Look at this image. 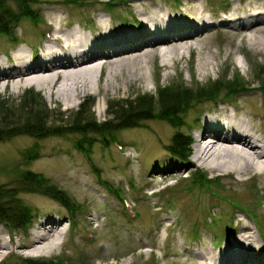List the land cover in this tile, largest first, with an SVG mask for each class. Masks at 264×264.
Returning a JSON list of instances; mask_svg holds the SVG:
<instances>
[{
	"label": "rangeland",
	"instance_id": "374dc122",
	"mask_svg": "<svg viewBox=\"0 0 264 264\" xmlns=\"http://www.w3.org/2000/svg\"><path fill=\"white\" fill-rule=\"evenodd\" d=\"M71 2L30 0L34 11L43 19L33 24L31 18H22L12 27V33L19 39L16 43L0 33V58L6 60L7 54H12L15 48H22L26 53L31 50L34 54L38 53L41 47H45L40 33L48 22L63 29L80 28L88 33L95 30L97 18L101 15L107 22V28L132 29L137 34L139 30L141 46L138 52H132L139 55V78L127 77L132 75L129 73L130 65L116 71L115 78L108 80L111 84L99 79V72L96 71L92 88L85 94L80 93L78 102L74 104L59 103L44 90L34 85H23L24 81L3 80L0 81V101L15 106L24 98V91L33 88L47 104L49 116L46 125L50 129V126H69L71 114L83 103L90 107V112L100 123L112 119L110 106L126 98L133 99L139 95L155 97L157 89L164 86L205 87L224 75L232 78L239 74L240 79L254 89L238 93L235 97L238 108L234 110L226 106L229 116L237 120L243 116L251 124L253 135L262 134L264 138V95L256 88L264 89V49L254 45L252 40L264 38V24L260 25L261 29L252 28L240 34L227 26L215 27L218 22L210 21L214 22L213 25L202 28L198 35L170 41L156 48L149 46L150 42L145 41L140 32L144 26L142 16L153 19V15L160 12L166 21L172 20V27L181 28L183 16L178 12L182 9L191 14L198 12L201 17L213 20L223 14L229 16L237 10L245 12L250 5L264 6V0H131L127 4H117L109 13L102 11L101 0ZM186 31L179 29L176 32L182 34ZM176 47L180 48L177 50ZM190 47L193 49L190 50ZM204 56L209 57L211 62L201 68L198 59ZM259 71H262L260 75ZM221 97L223 93L219 94L218 100ZM225 104V99L197 104L181 114L186 123L180 130L189 133L192 138L190 152L184 160L167 149L177 128L160 118H149L138 126L116 131L121 148L111 138L104 146L97 140L100 139L98 136L90 147V161L76 144L83 134L65 132L64 128L61 134L48 133L39 139L29 134H18L0 140V192L17 191L15 193L20 201L33 210L32 224L25 229L17 227V230H34L47 217L62 222L60 227H63L64 234L55 248H46L44 254L30 257L54 256L67 262L63 264H204L200 256L213 250L212 241L220 247L225 245L220 240L227 233L224 238L234 242L240 236L238 231L245 225L251 228V234L257 239L254 248L261 247V242H264L262 184L259 187L254 179L252 185L258 190L252 192L248 185L251 179L241 184L233 183L231 177L207 171L204 164L194 163L191 158L202 125L197 112L204 109L210 115L221 114L225 111ZM86 114L88 116L89 112ZM89 134L93 135L92 132ZM31 147H36V152L25 155ZM24 156L30 159L25 160ZM190 159L192 163H189ZM91 165L99 171L95 172ZM197 168L208 177L217 176L221 187L215 183L211 186L217 188L220 194L228 195L255 211L263 225L258 224V217L252 219L244 211L235 209V212L229 202L212 195L204 187L189 188L190 173L198 171ZM24 169L41 175L44 182L66 192L74 199L78 209L69 213L49 195L37 191L25 192L20 176V171ZM167 174L170 176L164 179ZM114 190L120 191L122 197L135 208L137 213L134 217L128 216ZM5 197H0L2 207L8 200ZM209 213L218 219L216 226L205 224ZM69 218L74 222L70 227L67 223ZM194 224L198 225V238L191 233ZM25 234L22 232V235ZM16 236L20 238L19 234ZM20 253L16 258L12 255L6 257L3 264L17 263L21 260L20 256H25V250H20Z\"/></svg>",
	"mask_w": 264,
	"mask_h": 264
},
{
	"label": "bare ground",
	"instance_id": "6f19581e",
	"mask_svg": "<svg viewBox=\"0 0 264 264\" xmlns=\"http://www.w3.org/2000/svg\"><path fill=\"white\" fill-rule=\"evenodd\" d=\"M178 14L183 16L181 28L172 27V20L166 21L163 14L160 16V12L153 15V19L142 16L144 26L140 32L146 38L145 41L150 42L149 46L156 48L170 41L191 38L214 22H218L216 26H227L240 34L252 28L261 29L260 25L264 24V6L261 5H250L245 12H231L226 19L216 17L209 20L201 17L198 12L191 14L184 9ZM178 28L180 31L187 29L188 32L177 33ZM44 29L50 31L52 40L45 42V47H41L38 53L34 54L33 50L26 53L22 48H15L12 55L7 54L6 60L0 58V81H24L23 85H34L59 103L74 104L78 102L80 93L85 94L92 88L91 84L97 75L105 82L110 78L114 79L116 71H122L130 65L128 70L132 75L127 77L139 78V55L132 53L138 52L141 46L139 30L137 34L132 29L107 28V22L101 15L97 18L95 30L88 33L80 28L63 29L52 22H48ZM252 40L254 45L264 49V38ZM191 48L190 50L193 49ZM210 62V58L206 56L198 59L201 68ZM96 71L99 72L97 75ZM108 83L111 84L109 81ZM226 104L225 111L221 114L210 115L208 112L203 115L200 133L195 139L191 154L192 161L204 164L207 171L214 174L231 177L233 183L241 184L247 179H256L259 187L263 186L260 194L264 202V138L262 134L253 135L251 124L243 116L238 120L231 118ZM230 106L237 109L234 104ZM192 161L190 159L189 163ZM169 176L167 174L163 178ZM61 224V221L47 217L34 230L22 231L23 234L26 233L25 236L17 228L9 227L0 220V235L4 236L0 238V260L9 254L19 257L22 254L20 250H25V256H34L44 254L43 250L46 248H55L64 234ZM238 233L240 236L236 241L226 240L221 247L216 244L217 252L200 253L202 263L264 264V242L255 249L257 239L246 225ZM0 264H3V260Z\"/></svg>",
	"mask_w": 264,
	"mask_h": 264
},
{
	"label": "trees",
	"instance_id": "16d2710c",
	"mask_svg": "<svg viewBox=\"0 0 264 264\" xmlns=\"http://www.w3.org/2000/svg\"><path fill=\"white\" fill-rule=\"evenodd\" d=\"M115 2L116 0H108L104 4L111 9L115 6ZM33 16L28 0H0V33L7 34L9 29L22 18H33ZM260 73L262 71L258 72L259 75ZM240 78L239 74H236L232 78L225 79V81L216 80L205 87H160L157 89L155 97L153 95H139L133 99L126 98L112 104L110 106L113 114L112 119L100 123L96 121L93 113L90 112V107L83 103L78 110L71 114L69 126H50V129L46 125L47 115L49 116L46 108L47 104L43 101L39 92L30 88L24 91V98L15 106L6 101H0V140L18 134H29L39 139L48 133L61 134L62 128H64L65 132L74 131L83 134L76 142L78 148L83 150L90 148L98 136L100 139L97 140L101 141V144L107 145L108 136L115 137L116 131L126 127L138 126L141 121L149 118L166 119L174 126L179 127L184 123L179 115L188 108L201 104L208 99H216L221 93H223V96H230V94L245 90L243 80ZM84 112H89V115L87 116ZM91 132L93 135L89 134ZM190 141V135L186 132L176 131L167 149L172 155L184 160L188 157L190 151ZM35 150L36 147H31L24 154L35 153ZM25 159H29V157ZM20 172L25 192L37 191L49 195L51 198L58 200L69 212L78 209V206L64 191L58 189L52 183L44 182L39 174L25 169ZM201 176L198 171H193L190 178L191 187L200 184ZM15 192L17 193V191ZM15 192L12 190L6 191L5 194L0 192V197L6 195L5 198L8 199L3 203L6 206L2 207L0 203V220L12 228H24L30 222L33 210L23 204ZM12 209H14L11 212L13 214L6 212ZM60 263L61 260L59 259L23 257L14 264Z\"/></svg>",
	"mask_w": 264,
	"mask_h": 264
}]
</instances>
